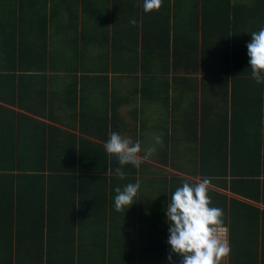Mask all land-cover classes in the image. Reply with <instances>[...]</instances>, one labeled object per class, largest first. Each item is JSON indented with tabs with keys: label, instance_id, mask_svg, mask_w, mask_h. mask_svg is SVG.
<instances>
[{
	"label": "trees",
	"instance_id": "1",
	"mask_svg": "<svg viewBox=\"0 0 264 264\" xmlns=\"http://www.w3.org/2000/svg\"><path fill=\"white\" fill-rule=\"evenodd\" d=\"M180 1L163 0L160 9L145 12L143 0H131L138 28L134 72L141 58L153 59V69L141 68L149 79L165 74L167 83L170 75L179 81L190 73L202 79L199 162L181 167L174 163L177 148L169 145L160 159L183 171L184 181L190 173L211 180V205L223 210L222 225L230 229L228 264H264V210L227 193L264 202V84L252 78L247 54L251 32L264 27V0H184L193 3L191 10ZM53 3L29 4L46 15ZM37 70L36 77H45V67ZM14 116L0 123V264H179L175 254L168 258L164 211L184 182L179 176L157 178L171 171L145 161L138 168L120 165L104 147L109 134L119 132L116 124L97 143ZM137 179L138 192L149 191L151 208L140 211L137 201L117 211L115 188Z\"/></svg>",
	"mask_w": 264,
	"mask_h": 264
},
{
	"label": "crops",
	"instance_id": "2",
	"mask_svg": "<svg viewBox=\"0 0 264 264\" xmlns=\"http://www.w3.org/2000/svg\"><path fill=\"white\" fill-rule=\"evenodd\" d=\"M29 3L0 0V123L6 114L13 118L20 113L62 131L87 134L97 143L116 124L114 130L123 137L141 142L146 163L171 171L156 173L157 178L179 176L184 181L185 173L162 163L168 145L177 148L174 163L180 164L181 155L188 164L199 162L201 76L190 73L175 81L170 75L167 83L165 74L149 79L141 68L151 70L156 62L143 58L134 72L138 28L130 22L135 18L128 0L115 5L108 0H54L46 15ZM235 3L245 0L231 1ZM41 67L46 75L38 78ZM152 166L148 169L155 170ZM188 179L202 177L190 173ZM227 193L264 210L262 201ZM145 194H137L140 211L144 205L151 208L149 191Z\"/></svg>",
	"mask_w": 264,
	"mask_h": 264
},
{
	"label": "clouds",
	"instance_id": "3",
	"mask_svg": "<svg viewBox=\"0 0 264 264\" xmlns=\"http://www.w3.org/2000/svg\"><path fill=\"white\" fill-rule=\"evenodd\" d=\"M163 0H143L145 12L160 9ZM136 23L135 19L130 21ZM247 44L251 76L258 84H264V27L251 32ZM157 143H162L160 137ZM109 154H114L120 165L132 164L135 167L146 159L141 155L139 140L132 141L118 132H111L104 144ZM120 178L125 177L122 167L115 169ZM211 180L204 177L196 182L184 181L171 195L164 209L169 235L166 243L170 246L169 260L173 255L180 258L179 264H220L221 259L231 252L228 239L219 233L223 224V210L211 205L209 195ZM141 181L129 182L123 188H115L114 205L117 211L128 209L136 203Z\"/></svg>",
	"mask_w": 264,
	"mask_h": 264
},
{
	"label": "built area",
	"instance_id": "4",
	"mask_svg": "<svg viewBox=\"0 0 264 264\" xmlns=\"http://www.w3.org/2000/svg\"><path fill=\"white\" fill-rule=\"evenodd\" d=\"M218 231L223 237H226L228 239L229 243H230V229H229V226L221 225ZM228 262H229V255H227L226 257H223L221 259L220 264H228Z\"/></svg>",
	"mask_w": 264,
	"mask_h": 264
},
{
	"label": "rangeland",
	"instance_id": "5",
	"mask_svg": "<svg viewBox=\"0 0 264 264\" xmlns=\"http://www.w3.org/2000/svg\"><path fill=\"white\" fill-rule=\"evenodd\" d=\"M179 163H180V166L181 167H183V166H186V169H187V166L189 165L188 163H187V161L186 160H184L183 159V157H182V155L179 157ZM189 170H191V168H189ZM180 172V171H179ZM183 172V171H182ZM182 172H180V173H182Z\"/></svg>",
	"mask_w": 264,
	"mask_h": 264
}]
</instances>
